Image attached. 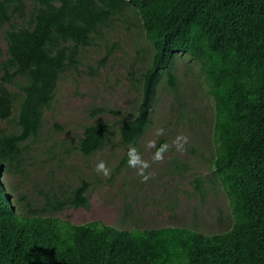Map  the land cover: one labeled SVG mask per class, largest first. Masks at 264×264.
<instances>
[{
	"label": "trees",
	"instance_id": "obj_1",
	"mask_svg": "<svg viewBox=\"0 0 264 264\" xmlns=\"http://www.w3.org/2000/svg\"><path fill=\"white\" fill-rule=\"evenodd\" d=\"M129 8L152 47L134 113L85 123L66 145L40 140L60 73L75 68L80 52ZM177 52L197 61L212 99L208 158L231 225L203 233L77 224L57 213L88 207L87 181L47 185L38 200L19 205L24 197H11L0 181V264H264V0H0V175H26L36 144L56 160L54 175L66 154L102 150L114 129L121 149L115 169L127 166L129 149L137 150L148 127L156 86L162 82L178 97L170 68ZM163 142L157 140L155 152ZM190 184L202 195L198 176Z\"/></svg>",
	"mask_w": 264,
	"mask_h": 264
},
{
	"label": "rangeland",
	"instance_id": "obj_2",
	"mask_svg": "<svg viewBox=\"0 0 264 264\" xmlns=\"http://www.w3.org/2000/svg\"><path fill=\"white\" fill-rule=\"evenodd\" d=\"M92 41L93 45L80 52L76 67L60 73L53 102L43 115L40 140L63 139L66 145V140L77 136L85 123L96 119L115 122L117 116L134 113L139 98L138 78L152 52L138 16L132 8L114 15L102 28L101 36ZM170 68L177 78L178 97L162 82L156 86L148 127L137 141L141 160L150 165L144 170L150 176L146 182L137 174L139 169L129 164L115 169L121 149L114 145V129L102 150L87 157L66 154L54 175L51 171L56 160L51 161L47 153L43 155L36 144L26 161V175L1 173L4 188L11 191V197H24L18 198L19 205L28 198L38 200L39 188H65L66 183L83 179L89 184L85 193L88 207L62 210L58 216L77 224L98 220L124 229L185 226L203 233L225 231L232 218L208 158L212 151V99L195 59L177 52ZM98 108L103 111L95 112ZM54 123L60 128L55 129ZM159 129L163 132L157 135ZM178 136L187 137L183 151L173 144ZM159 138L164 139L162 145H169L163 162L153 160L154 147L148 146H155ZM101 162L110 170L108 178L96 171ZM196 176L202 195L195 193L190 184Z\"/></svg>",
	"mask_w": 264,
	"mask_h": 264
},
{
	"label": "clouds",
	"instance_id": "obj_3",
	"mask_svg": "<svg viewBox=\"0 0 264 264\" xmlns=\"http://www.w3.org/2000/svg\"><path fill=\"white\" fill-rule=\"evenodd\" d=\"M162 132L163 129H159L157 131V135L162 134ZM186 143H187V137L185 136H178L176 140L173 141V144L176 145L178 151H183L184 144ZM148 146L154 147V143H150ZM168 147L169 145L167 144L161 145L160 148L156 150L153 156V160L155 162H163L164 153L168 150ZM128 156H129V160H128L129 166L138 168L139 171L137 172V174L142 178V182H146L150 178V176L145 175L144 170L147 169L150 165L147 162L141 160L139 153L135 148L129 149ZM96 171L98 173H102L105 178H108L110 176V170L106 167L104 162H101L97 165Z\"/></svg>",
	"mask_w": 264,
	"mask_h": 264
}]
</instances>
